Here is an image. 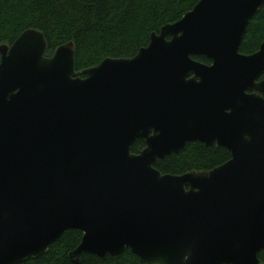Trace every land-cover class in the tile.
<instances>
[{"label":"water","instance_id":"95a60500","mask_svg":"<svg viewBox=\"0 0 264 264\" xmlns=\"http://www.w3.org/2000/svg\"><path fill=\"white\" fill-rule=\"evenodd\" d=\"M263 6L200 0L134 58L81 73L74 44L48 57L37 30L1 45L0 264L46 255L69 230L82 233L72 264L125 251L146 264H263L264 42L239 52ZM193 142L231 158L156 169Z\"/></svg>","mask_w":264,"mask_h":264},{"label":"trees","instance_id":"16d2710c","mask_svg":"<svg viewBox=\"0 0 264 264\" xmlns=\"http://www.w3.org/2000/svg\"><path fill=\"white\" fill-rule=\"evenodd\" d=\"M200 0H0V46L12 43L25 31L41 32L47 43V56L68 43L75 46V70L94 68L105 59H132L149 44L150 35L179 22ZM264 42V6L249 23L239 52L251 55ZM194 60L210 65L203 57ZM84 76L82 75V78ZM264 98V95H263ZM144 142L137 140L131 151L137 154ZM231 158L230 153L193 142L184 152L159 161L163 175L180 176L208 172ZM80 231H66L48 253L21 264H72L68 254L80 243ZM264 264V250L258 255ZM79 264H146L129 251L116 259L101 260L82 254Z\"/></svg>","mask_w":264,"mask_h":264},{"label":"flooded vegetation","instance_id":"af4514ba","mask_svg":"<svg viewBox=\"0 0 264 264\" xmlns=\"http://www.w3.org/2000/svg\"><path fill=\"white\" fill-rule=\"evenodd\" d=\"M11 46V45H10ZM264 79V76H261L260 78H259V81H261V80H263ZM263 97V96H262ZM143 142H144V140H142ZM144 147H145V142H144ZM141 151V150H140ZM139 152V151H138Z\"/></svg>","mask_w":264,"mask_h":264},{"label":"rangeland","instance_id":"374dc122","mask_svg":"<svg viewBox=\"0 0 264 264\" xmlns=\"http://www.w3.org/2000/svg\"><path fill=\"white\" fill-rule=\"evenodd\" d=\"M3 46V45H2ZM4 46H9V45H4Z\"/></svg>","mask_w":264,"mask_h":264}]
</instances>
